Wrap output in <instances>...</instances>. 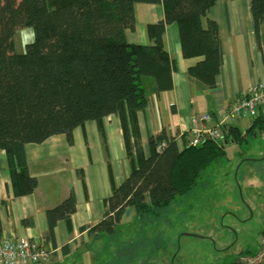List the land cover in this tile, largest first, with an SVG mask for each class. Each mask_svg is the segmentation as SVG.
<instances>
[{"label": "trees", "instance_id": "1", "mask_svg": "<svg viewBox=\"0 0 264 264\" xmlns=\"http://www.w3.org/2000/svg\"><path fill=\"white\" fill-rule=\"evenodd\" d=\"M218 1L0 0V150L6 153L15 194L30 195L38 186L28 168V144L59 135L73 144L76 128L93 121L102 131V121L118 115L132 170L106 201L103 220L89 230L112 236L129 207L142 216L191 195L202 174L226 155L227 144H243L261 134L262 116L246 135L225 125L220 141L201 146L189 145L186 135L180 145L176 136L163 131L149 139L150 155L144 154L137 113L150 94L174 86L176 63L165 48L166 28L177 24L183 57L199 59L189 67V76L214 88L223 66L222 41L218 24L203 20ZM138 3L164 6V19L148 26L150 45L127 42L126 32L136 27ZM251 11L264 60V0H251ZM26 27L36 36L25 53L17 54L14 36ZM76 207L72 193L48 211L51 239L57 221L70 220ZM249 255L242 251L229 264H247L244 258Z\"/></svg>", "mask_w": 264, "mask_h": 264}, {"label": "crops", "instance_id": "2", "mask_svg": "<svg viewBox=\"0 0 264 264\" xmlns=\"http://www.w3.org/2000/svg\"><path fill=\"white\" fill-rule=\"evenodd\" d=\"M164 16L162 4H135L136 27L126 32L128 44H152L148 26ZM208 20L218 24L223 49V66L214 88H207L189 76V67L199 59L183 57L177 24L166 28L165 48L176 63L174 86L171 91L150 94L146 107L137 113L146 157L150 155L151 137L166 131L183 145L184 135L189 141L195 127L216 126L215 118L207 124L201 120L202 116L215 117L226 112L251 88L264 83V60L255 36L251 0H219L203 22L206 24ZM261 40L264 45V23ZM261 116L264 117V105L256 117L238 119L234 126L246 135ZM248 143L249 138L245 144ZM25 149L30 175L37 178L38 186L32 194L23 196L15 194L6 153L0 150V239L39 242L55 251L50 263L83 256L96 240L104 239L105 234H90L89 230L103 220L106 201L132 170L121 118L118 115L105 118L102 131L96 122H86L75 129L73 144L59 135L41 144H28ZM72 193L77 199L76 212L68 221H57L51 239L48 211L61 205ZM258 250L257 242L251 255Z\"/></svg>", "mask_w": 264, "mask_h": 264}, {"label": "rangeland", "instance_id": "3", "mask_svg": "<svg viewBox=\"0 0 264 264\" xmlns=\"http://www.w3.org/2000/svg\"><path fill=\"white\" fill-rule=\"evenodd\" d=\"M35 36L31 27L18 30L15 53H25ZM129 209L116 233L83 256L45 263L229 264L254 251L264 230V135L243 146L231 143L191 195L142 216Z\"/></svg>", "mask_w": 264, "mask_h": 264}, {"label": "built area", "instance_id": "4", "mask_svg": "<svg viewBox=\"0 0 264 264\" xmlns=\"http://www.w3.org/2000/svg\"><path fill=\"white\" fill-rule=\"evenodd\" d=\"M263 105L264 83H259L238 99L226 112L218 113L214 115L215 117L210 114L202 116L201 120L207 124L215 118L216 126L195 127L192 130L189 145L201 146L207 141H220L225 125H234L238 119L244 117H256ZM54 253L53 249L30 239H0V264H41L50 261ZM244 262L247 264L264 263V231L259 239L258 252L246 256Z\"/></svg>", "mask_w": 264, "mask_h": 264}]
</instances>
